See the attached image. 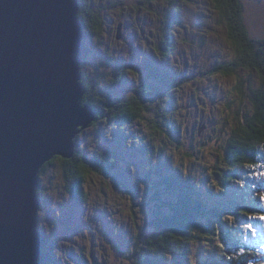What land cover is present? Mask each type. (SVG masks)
I'll return each mask as SVG.
<instances>
[{"label": "rangeland", "instance_id": "rangeland-1", "mask_svg": "<svg viewBox=\"0 0 264 264\" xmlns=\"http://www.w3.org/2000/svg\"><path fill=\"white\" fill-rule=\"evenodd\" d=\"M87 1L103 15L104 22L101 37L84 41L88 55L81 73L89 83L113 90L111 94L117 98L128 99L134 95V73H138L127 68L124 84L120 86L114 84L118 70L132 66L144 75L138 79L143 82L148 63L175 76L178 87L169 90L142 120L135 122L119 121L107 107L100 105L102 120L78 136V150L88 157L113 150L121 158L110 176L95 173L88 176L84 187L88 202L65 218L66 225L59 220L69 206L73 212V203L61 163L58 161L40 176L49 201L40 211L39 219V228L49 240L48 255L54 259L70 255L71 261L65 264H130L126 258L112 257V251L118 246L129 255L136 236L157 211L156 201L164 194L162 190L155 195L157 187L150 169L159 162L169 172L179 170L182 178H189L200 198L230 214L227 225L241 234L242 244L264 247V218H261L264 199L257 202L251 199L255 191L264 189V148L259 164L253 168L256 172L245 171L239 182L228 189L218 186L219 171L224 174L228 171L224 153L241 106L250 108L238 85L243 79L257 88L262 83L255 72L247 70L230 77L211 75L214 68L235 58L214 1ZM242 2L251 36L264 39V0ZM176 9L182 23L172 34L176 51L166 59L162 54L163 40ZM120 23L124 24L122 40L117 39ZM202 127L204 130L199 134ZM243 199L242 204L257 203L259 212L251 215L242 211L238 217L234 216L232 210ZM215 242L209 239L191 242L188 253L191 263L202 264L207 254L215 251L212 247ZM86 253L90 255L87 261Z\"/></svg>", "mask_w": 264, "mask_h": 264}, {"label": "water", "instance_id": "water-1", "mask_svg": "<svg viewBox=\"0 0 264 264\" xmlns=\"http://www.w3.org/2000/svg\"><path fill=\"white\" fill-rule=\"evenodd\" d=\"M79 10V0H0V264H40L41 171L75 158L97 120L83 103Z\"/></svg>", "mask_w": 264, "mask_h": 264}, {"label": "trees", "instance_id": "trees-1", "mask_svg": "<svg viewBox=\"0 0 264 264\" xmlns=\"http://www.w3.org/2000/svg\"><path fill=\"white\" fill-rule=\"evenodd\" d=\"M213 1L219 14V21L226 25L227 39L234 49L235 58L214 68L211 75L226 73L223 76L230 77L237 75L241 70H247L255 72L262 83L257 88L253 83H246L247 80L243 79L237 88L240 94L250 102L248 103L250 108L244 104L241 106L232 137L225 148L223 161L228 171L225 172L226 174L219 171L221 179L218 180V186L221 189H227L233 180L239 182L238 177L240 176L238 175L244 174L245 171L256 172L253 168L259 164L260 152L264 148V39L259 40L251 36L247 28L242 0ZM79 3V17L83 24L84 39L101 37L104 30L103 15L87 0H79ZM179 13V9H176L173 21L165 31L162 51L165 58L174 55L176 51V46L172 44V34L175 27L182 23ZM84 55L85 57L88 55L87 47L84 49ZM125 69L117 73L114 84L120 86L124 84ZM144 70L152 74L153 79L160 84H168L169 90L176 88L177 78L172 74L153 64L146 65ZM134 71L137 72V70ZM251 79L252 77L248 80ZM84 80L88 87L84 102L92 105L97 112V120L93 126L102 120L100 105L107 107L112 112L113 118L133 122L142 120L144 112L150 110L147 103H154L166 97L163 92L158 91L157 85L153 84L155 94L150 99H145L144 102L134 100V95L128 99L117 98L112 95L113 90L108 91L97 84L89 83L85 76ZM246 89L247 94H245ZM139 96L145 98L143 94ZM120 158L113 150L102 151L94 154L93 157H88L78 150L77 145L75 158L72 160L54 158L52 160L54 163L49 162L43 167L40 176L42 177L48 168L59 161L65 173L67 191L72 197V208H83L89 199L84 190L88 176L93 173L110 176ZM162 167L166 169V165L159 162L150 169L154 176L153 183L157 187L155 195L162 190L164 194L156 201L157 211L153 218L144 224L136 236L129 255L117 247H114L112 253L116 249L115 254L122 250L123 258L129 260L130 264H192L188 254L189 244L196 240L209 239L216 240L212 246L215 251L209 252L202 264H264V247L257 245L249 247L242 244L241 234L227 225L226 218L230 214L221 208H213L212 204L200 198L199 192L189 183V178L179 177L175 172L168 174ZM244 167L247 169H242ZM153 168L154 171H152ZM240 170L241 173H239ZM43 191L41 187L40 210H44L49 203ZM261 193V195L260 193L253 194L254 198L251 199L257 202L261 196H264V189ZM169 195L173 198L169 199ZM244 200H241L239 205L232 210L234 216L238 217L242 211L251 215L259 212L260 208L257 207V203L248 204V201L247 204H242ZM65 218H68V211L59 220L64 225H66ZM58 226L64 229L61 224ZM64 230L66 231L67 228ZM42 238L45 244L48 238L43 234ZM221 244L224 245L223 248L220 247ZM62 257L64 261H71L70 255H62ZM45 260L46 257L43 256L41 264H45Z\"/></svg>", "mask_w": 264, "mask_h": 264}, {"label": "flooded vegetation", "instance_id": "flooded-vegetation-1", "mask_svg": "<svg viewBox=\"0 0 264 264\" xmlns=\"http://www.w3.org/2000/svg\"><path fill=\"white\" fill-rule=\"evenodd\" d=\"M173 45H175L174 43H172ZM162 54H163V52H162ZM165 58V57H164ZM167 59V58H166ZM146 65H152V64H148V63H146L145 64V67H146ZM155 66V65H154ZM145 67H144V69H145ZM155 67H157V66H155ZM157 68H159V67H157ZM134 70H137L136 68H134ZM145 73V81H143V82H138V79L140 78V76L142 75V76H144L143 74H135L134 75V77L136 78V83H134V100H136V101H141V102H144V100L145 99H150L154 94H155V90H154V88L152 87V85L153 84H156L157 85V87L159 88V92H163L164 94H165V96H167V93H168V91H169V87H168V84H166V85H162V84H160L159 82H157V81H155L154 79H153V75L152 74H150V73H148L147 71L146 72H144ZM158 79V78H157ZM139 94H143V95H145V98L144 97H140L139 96ZM161 99H159V100H156L154 103H156V102H158V101H160ZM163 100V99H162ZM154 103H147L146 105H147V107H149L150 108V110L149 111H151L152 110V106H153V104ZM149 111H146V112H144V115H145V113H147V112H149ZM166 117V114H164V118ZM135 122V121H134ZM165 171L168 173V174H170L172 171H167V168L165 169ZM175 173H177L178 174V176L180 177L181 176V174H180V171L179 170H177V172H175ZM241 175V174H240ZM240 175H238V176H240ZM241 178V176L240 177H238V179H240ZM237 182V180L236 181H232V184H230L229 185V187L228 188H230L232 185H234L235 183ZM227 188V189H228ZM262 191L261 190H259V191H257V193H260V195L262 194L261 193ZM251 198H254V197H251ZM48 243H49V241H48V239H46V242H45V244H44V247H43V252H42V257L43 256H45L46 257V260H45V264H65V261H64V259H63V257H62V255L61 256H59L60 258H58V259H54L52 256H49L48 255V253H47V251H48V249H49V247H48ZM115 247H117V248H119L118 246H115ZM117 250V249H116ZM115 250V251H116ZM115 251H114V253L112 254V257H114V258H117V257H119V258H123V254H122V250H121V252H118V253H116L115 254ZM76 254H77V252H76ZM75 254V255H76ZM41 257V258H42ZM90 257V255L88 254V253H86L85 254V259H86V261H87V259ZM76 261V260H75Z\"/></svg>", "mask_w": 264, "mask_h": 264}, {"label": "clouds", "instance_id": "clouds-1", "mask_svg": "<svg viewBox=\"0 0 264 264\" xmlns=\"http://www.w3.org/2000/svg\"><path fill=\"white\" fill-rule=\"evenodd\" d=\"M121 24V23H120ZM123 24V23H122ZM123 29H124V24H123ZM118 32V31H117ZM83 37H84V35H83ZM122 38H123V30H122ZM122 40V39H121ZM84 41H85V39H83V45H84V49H85V44H84ZM84 52V51H83ZM85 60H86V57H85V55H84V63H85ZM83 63V64H84ZM82 64V65H83ZM128 69H130V70H132L131 68H133L132 66H128L127 67ZM127 68L124 70V71H126L127 70ZM134 69V68H133ZM120 70H118V72H119ZM132 71H134V70H132ZM138 71L140 72V70H137V73H138ZM145 71V70H144ZM146 72V71H145ZM82 77H83V83L86 85V83H85V80H84V75L82 74ZM91 83V82H90ZM86 87H87V85H86ZM88 88V87H87ZM87 94H88V92H87ZM87 94L85 95V97L87 96ZM84 97V98H85ZM84 104H86L85 102H83ZM92 106V105H91ZM94 108V107H93ZM93 126V125H92ZM91 126V127H92ZM76 141H77V139H76ZM76 152H77V142H76ZM259 191V190H258ZM261 191H263V190H261ZM255 193H257L256 191H255ZM254 193V194H255ZM70 207L68 208V217L70 216V215H73L74 214V211H75V209H73V212H71L70 211ZM41 211V210H40ZM75 213H76V211H75ZM40 219V218H39ZM41 231V230H40ZM42 233V232H41ZM43 234V233H42ZM42 241H43V238H42ZM43 247H44V241H43ZM42 252H43V248H42ZM41 261V260H40ZM40 264H41V262H40Z\"/></svg>", "mask_w": 264, "mask_h": 264}, {"label": "snow or ice", "instance_id": "snow-or-ice-1", "mask_svg": "<svg viewBox=\"0 0 264 264\" xmlns=\"http://www.w3.org/2000/svg\"><path fill=\"white\" fill-rule=\"evenodd\" d=\"M134 75H135V73H134ZM219 75H226V73H219ZM62 158V157H61ZM189 159H193V157H191V156H189ZM53 163H54V161H52ZM251 167V166H250ZM261 199H264V196H261ZM261 218H264V217H261ZM249 228H250V226H249ZM220 247H224V245L223 244H221L220 245ZM229 259H231V257H228Z\"/></svg>", "mask_w": 264, "mask_h": 264}, {"label": "bare ground", "instance_id": "bare-ground-1", "mask_svg": "<svg viewBox=\"0 0 264 264\" xmlns=\"http://www.w3.org/2000/svg\"><path fill=\"white\" fill-rule=\"evenodd\" d=\"M125 68H127V67H123V68H122V69H120V70L122 71V70H123V69H125ZM88 128H89V127H88ZM88 128H87V129H88Z\"/></svg>", "mask_w": 264, "mask_h": 264}]
</instances>
